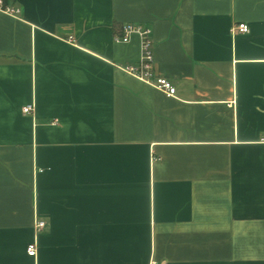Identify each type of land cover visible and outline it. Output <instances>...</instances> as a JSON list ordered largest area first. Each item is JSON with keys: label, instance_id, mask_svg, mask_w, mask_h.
I'll list each match as a JSON object with an SVG mask.
<instances>
[{"label": "crops", "instance_id": "crops-1", "mask_svg": "<svg viewBox=\"0 0 264 264\" xmlns=\"http://www.w3.org/2000/svg\"><path fill=\"white\" fill-rule=\"evenodd\" d=\"M4 2L0 264H264V0Z\"/></svg>", "mask_w": 264, "mask_h": 264}, {"label": "built area", "instance_id": "built-area-1", "mask_svg": "<svg viewBox=\"0 0 264 264\" xmlns=\"http://www.w3.org/2000/svg\"><path fill=\"white\" fill-rule=\"evenodd\" d=\"M5 0H0V10L8 13L9 15H17L19 10L7 7ZM249 26L245 23H241L232 28L233 33L247 34L249 33ZM138 35L141 39V55L139 58L138 65L133 66H116L118 69L128 73L135 77L146 85L156 88L157 90L165 93L168 97H174L176 95V88L171 82L165 78L157 77L154 73L155 59L152 51V30L149 28L125 25L122 36H116V42L127 43L130 41L132 35ZM32 107L28 106L23 109L25 114H30ZM264 142V139H263ZM45 227L44 222H38L37 229L41 230ZM27 254L30 257L37 255L36 243H31L27 247Z\"/></svg>", "mask_w": 264, "mask_h": 264}]
</instances>
